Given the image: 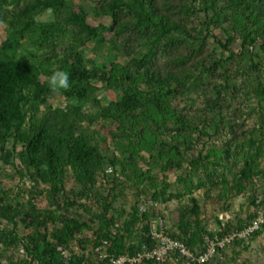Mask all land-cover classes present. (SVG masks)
<instances>
[{"label":"rangeland","instance_id":"rangeland-1","mask_svg":"<svg viewBox=\"0 0 264 264\" xmlns=\"http://www.w3.org/2000/svg\"><path fill=\"white\" fill-rule=\"evenodd\" d=\"M129 4L0 0V60L34 68L0 146V264H95L81 254L108 231L130 251L158 220L200 251L264 215V0ZM72 68L86 80L52 92ZM40 129L93 157L43 181L16 139ZM207 264H264V226Z\"/></svg>","mask_w":264,"mask_h":264},{"label":"trees","instance_id":"trees-1","mask_svg":"<svg viewBox=\"0 0 264 264\" xmlns=\"http://www.w3.org/2000/svg\"><path fill=\"white\" fill-rule=\"evenodd\" d=\"M145 2L146 0H133V5H137L139 9L144 10ZM133 5L129 4L128 7L132 8ZM222 47L224 49L227 48V46L224 45ZM33 69L32 65L15 59L0 60V146H2L8 139V131L11 123L18 117L16 115V102L14 101V96L17 95V98L21 97V89L31 83V79H33ZM70 77L76 82L86 80L84 72L78 68L71 69ZM75 93L78 97H83L85 90L79 89ZM125 103L127 108H131L133 101L127 99ZM16 139L22 142L23 154L31 165L36 168L37 174L43 181L58 182L60 180L59 177L62 163L64 161V153H67V164L75 167V169L78 167L79 170H83V162H86L88 158H92L94 153L93 149L84 141L66 140L50 132L48 129H40L31 136L17 135ZM79 170L77 171L79 172ZM139 201L140 199L136 204V212H138L137 206ZM197 213V207H194L192 211L188 212L189 216L197 215ZM115 236L116 234L111 237L110 230L102 238L92 243L90 247L87 246L84 248V250L93 247V245L97 244L102 239H109L111 241L112 246L109 249V253L113 255H119L125 252L132 253L137 248L136 247L130 251L116 252V244L114 241ZM170 236L179 239L187 247L195 250L181 238L173 235ZM146 242L147 239L142 243ZM55 250L57 252V248ZM57 253L60 256L59 252ZM81 258H83L84 261L88 260L83 254H81ZM89 258H91V262H94L95 264H102L101 262L96 261L92 256ZM146 264L154 263L149 262Z\"/></svg>","mask_w":264,"mask_h":264},{"label":"built area","instance_id":"built-area-1","mask_svg":"<svg viewBox=\"0 0 264 264\" xmlns=\"http://www.w3.org/2000/svg\"><path fill=\"white\" fill-rule=\"evenodd\" d=\"M156 208L151 200L141 198L137 209L139 214H144L149 210ZM264 226V215L259 214L251 223L243 227L240 231L232 232L220 238L213 240L205 239L202 250H192L179 239L171 237L165 232L163 222L158 220L149 227L147 242L141 243L132 253H122L113 255L109 253L112 244L109 239H102L93 247L85 249L82 252L87 259L92 256L96 261L102 264H164L180 262L181 264H207L216 253V250L225 247L234 240H242ZM115 232H111V237ZM57 252L63 258H67V252L57 247Z\"/></svg>","mask_w":264,"mask_h":264},{"label":"clouds","instance_id":"clouds-1","mask_svg":"<svg viewBox=\"0 0 264 264\" xmlns=\"http://www.w3.org/2000/svg\"><path fill=\"white\" fill-rule=\"evenodd\" d=\"M49 88L56 93L60 90H68L71 87L70 73L66 70H55L52 72L49 81Z\"/></svg>","mask_w":264,"mask_h":264}]
</instances>
